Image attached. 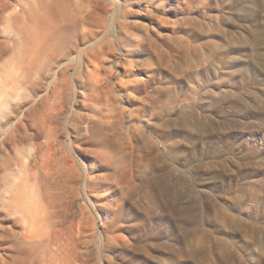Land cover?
<instances>
[{
    "label": "rangeland",
    "instance_id": "1",
    "mask_svg": "<svg viewBox=\"0 0 264 264\" xmlns=\"http://www.w3.org/2000/svg\"><path fill=\"white\" fill-rule=\"evenodd\" d=\"M0 264H264V0H0Z\"/></svg>",
    "mask_w": 264,
    "mask_h": 264
}]
</instances>
